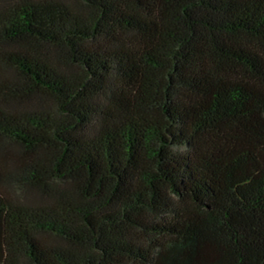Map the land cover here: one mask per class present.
<instances>
[{"label": "trees", "instance_id": "16d2710c", "mask_svg": "<svg viewBox=\"0 0 264 264\" xmlns=\"http://www.w3.org/2000/svg\"><path fill=\"white\" fill-rule=\"evenodd\" d=\"M0 264H264V0H0Z\"/></svg>", "mask_w": 264, "mask_h": 264}]
</instances>
